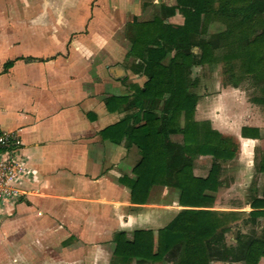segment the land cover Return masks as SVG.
Masks as SVG:
<instances>
[{"label": "crops", "instance_id": "0c3cea01", "mask_svg": "<svg viewBox=\"0 0 264 264\" xmlns=\"http://www.w3.org/2000/svg\"><path fill=\"white\" fill-rule=\"evenodd\" d=\"M176 5V0H0V128L17 135L26 165L20 185L25 195L0 206V264H178L180 250L160 262L118 259L115 235L124 233L132 242L136 231L157 233L186 210L216 213L217 233L228 246H236L238 234H262L251 229L264 216L253 222L249 214L264 194V105L254 103L255 95H243L242 83L250 79L211 81L196 92L193 68L207 64L190 69L195 85L188 91L198 97L194 120L209 122L231 141L234 158L203 155L199 146L187 147L182 134H170L169 140L192 154L195 178L207 179L217 166L218 186L212 182L216 190L204 192L213 202L182 206L181 191L171 183L153 185L145 204L131 201L126 181L137 179L140 149L128 135L121 137L123 129H110L124 119L128 129L140 127L144 112L161 116L164 108L163 100L137 102V90L148 79L130 56L132 23L159 17L181 26L184 17L169 12ZM53 46L64 48L52 55ZM192 51L199 57V48ZM8 62L12 66L5 69ZM111 97L126 101L119 107L111 102L108 110ZM243 128L253 130L250 137L242 136Z\"/></svg>", "mask_w": 264, "mask_h": 264}, {"label": "trees", "instance_id": "16d2710c", "mask_svg": "<svg viewBox=\"0 0 264 264\" xmlns=\"http://www.w3.org/2000/svg\"><path fill=\"white\" fill-rule=\"evenodd\" d=\"M176 4L169 12L178 11L184 17L181 26L165 23L159 17L150 22L132 23L130 56L138 60L140 70L148 79L144 89L137 90V102L163 100L162 115L147 110L142 114L144 125L128 129L129 119H124L110 130L123 129L121 137L128 135L140 149L142 158L133 170L137 179L126 181L133 204H145L153 185L171 183L181 191L182 206L204 208L213 202L204 192L216 190L218 168L214 165L207 179L195 178L192 154L172 143L169 135L182 134L184 144L199 146L203 155L219 160L234 158L236 146L231 141L213 130L209 122L194 120L198 97L188 91L189 86L195 85L189 79L190 69L193 65L212 64L216 50L222 48L228 79L235 84L250 79L256 88L254 103L264 105V0H176ZM211 21H220L226 29L208 39L207 27ZM194 47L199 48V57L192 51ZM172 52L174 55L164 63ZM24 60L33 61L32 58ZM11 66L12 62H8L4 68ZM123 101L126 100L109 98L108 110L111 102L118 103L119 107ZM249 131L253 130L243 128L242 136L250 137ZM260 170L264 173V157ZM212 182L216 183L213 189ZM252 208L255 211L249 216L255 222L264 216V194L252 203ZM216 217L211 211L186 210L157 233L136 231L132 242L127 241L124 233H118L114 254L124 261L160 262L180 250L178 264H210L211 260L259 264L264 258V232L259 237L238 234L236 246H228L224 234L217 233L221 224Z\"/></svg>", "mask_w": 264, "mask_h": 264}, {"label": "built area", "instance_id": "2783aa9c", "mask_svg": "<svg viewBox=\"0 0 264 264\" xmlns=\"http://www.w3.org/2000/svg\"><path fill=\"white\" fill-rule=\"evenodd\" d=\"M21 143L16 134L0 128V206L17 201L25 191L21 183L26 171L25 160L20 157Z\"/></svg>", "mask_w": 264, "mask_h": 264}, {"label": "rangeland", "instance_id": "374dc122", "mask_svg": "<svg viewBox=\"0 0 264 264\" xmlns=\"http://www.w3.org/2000/svg\"><path fill=\"white\" fill-rule=\"evenodd\" d=\"M12 17L14 18L15 16L12 15ZM8 19H11V15L8 16ZM219 24H222L224 27L222 28ZM221 29H226L225 24L221 23L220 21H211L208 24L207 27V35L206 37H210L213 34L218 33ZM10 48V47H9ZM35 48H41V47H35ZM64 47H60V46H53L51 47V49L53 51H51L52 55H58V50L59 49H63ZM223 50L222 48H219L218 50H216V54H215V61L212 64L206 65L205 67H194L193 68V75L195 77H198L199 80V87L195 90L196 92H202L203 86L204 84L209 85V82L211 81H215L217 83L222 82L223 80H227L228 81V75L227 73H225V61L224 59H222V54H223ZM237 69V68H236ZM214 83V82H213ZM243 95L246 96V98L248 97H253L255 92L254 90L256 88L251 87L252 84L250 82V80H248L247 82H243ZM206 85V86H207ZM216 85V83H215ZM217 86V85H216ZM201 87V88H200ZM208 91V89H207ZM251 230L253 231H257V232H263L264 231V220L262 222H260L258 227H254ZM231 242V239H230Z\"/></svg>", "mask_w": 264, "mask_h": 264}]
</instances>
